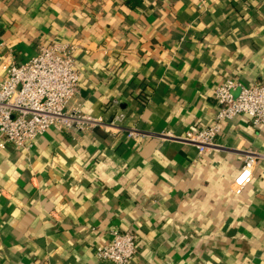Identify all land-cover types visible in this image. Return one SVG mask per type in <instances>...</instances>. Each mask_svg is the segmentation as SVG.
<instances>
[{"label": "crops", "instance_id": "crops-1", "mask_svg": "<svg viewBox=\"0 0 264 264\" xmlns=\"http://www.w3.org/2000/svg\"><path fill=\"white\" fill-rule=\"evenodd\" d=\"M0 0V76L53 42L75 47L70 105L123 126L182 135L210 127L212 89L264 82V0ZM238 95V89L233 91ZM219 151L50 129L0 150V264H106L96 247L130 230L129 264H264V163L241 195L243 158L264 129L225 124Z\"/></svg>", "mask_w": 264, "mask_h": 264}, {"label": "built area", "instance_id": "built-area-1", "mask_svg": "<svg viewBox=\"0 0 264 264\" xmlns=\"http://www.w3.org/2000/svg\"><path fill=\"white\" fill-rule=\"evenodd\" d=\"M212 3L216 0H210ZM197 7H206L208 0H197ZM3 44H0V48ZM75 47L53 42L40 46L35 55L22 63H8L0 76V150L12 147L28 152L39 137L50 129L85 134L96 129L112 136H124L136 142L157 140L187 144L198 156L219 151L217 138L222 127L239 116L248 118L250 125L264 129V82L242 84L226 80L212 89L218 107L214 123L198 132L186 131L173 135L168 131L153 132L123 126L124 115L111 122L83 114L70 105L77 93L80 74L75 65ZM238 89V95L233 91ZM243 158L238 175L229 192L238 196L251 183L256 165L264 163V153L252 149L239 151ZM110 243L96 247L95 257L106 264H129L138 252L134 234L130 230L110 232Z\"/></svg>", "mask_w": 264, "mask_h": 264}]
</instances>
